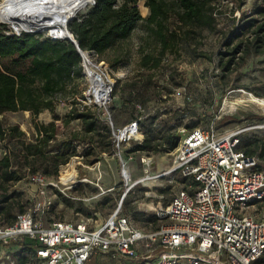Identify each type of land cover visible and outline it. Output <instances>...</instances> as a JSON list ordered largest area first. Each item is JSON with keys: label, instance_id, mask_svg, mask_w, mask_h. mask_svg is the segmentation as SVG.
<instances>
[{"label": "rangeland", "instance_id": "1", "mask_svg": "<svg viewBox=\"0 0 264 264\" xmlns=\"http://www.w3.org/2000/svg\"><path fill=\"white\" fill-rule=\"evenodd\" d=\"M260 1L216 0L219 10L214 15V29L193 28L187 34L186 41L180 42L175 50L168 49L160 55L159 42L153 34H148L144 24L149 9L144 6V0H139L137 7L142 19L129 35L125 39L115 41L104 52H95V57L107 64L111 70V78L116 80L120 77L108 105L113 126L121 127L127 123L137 114L135 103H140L143 108L140 117L142 125L145 127L150 118L154 117L153 137L166 133L179 138L181 128H205L210 125L219 133L247 128L241 135L242 148L253 149V155L259 157L261 167L264 168V156H259V146L264 143V127L249 128L254 124H264V112L248 102L235 108L227 105L234 103L237 97L248 94L258 97L256 92L264 97V54H256L252 48L247 54L245 50L239 51L229 71L224 68L226 53L236 42L242 41L246 44L250 39L252 41L251 31L239 30V27L251 16L260 18L253 8ZM89 2L74 12L75 17L86 12ZM46 31L47 29L38 32V36L41 39L49 37V30ZM7 33L14 31L8 30ZM60 40L65 39L62 37ZM199 52H204L207 56H199ZM145 53H151L155 57L154 60L144 63L142 56ZM155 59L158 61L152 66ZM28 63L29 59L20 60L15 56L3 60V64L11 71H23ZM33 88L39 89V83L35 82ZM87 88L84 77H76L65 92L53 97V111L43 109L35 116L28 110L6 111L0 114L1 126L6 129L16 125L18 130L23 132L21 139L32 142L35 136L34 125L52 121L55 114L58 118L55 121L58 132L46 149L48 153H54L58 150L56 145L68 139L73 131L81 132L79 121L74 120L67 125H62L60 121L73 101L83 104L82 99ZM99 119L102 126L108 127L101 114ZM144 127L142 133L145 131ZM16 142V139H0V148L14 150L17 148ZM135 145L137 143L132 141L121 147L131 180L127 183L129 190L119 203L126 185L120 175L118 160L113 155L109 133L105 136V131L99 128L92 134L91 142L72 141L74 155L69 158L67 164L58 167L56 177L44 176L48 183L54 185L47 187L51 204L44 219V226L53 219L76 221L92 218L95 223H101L120 204V212L128 216L133 227L142 232L152 230L156 225L155 210L166 205L181 191L185 180L179 174L173 177L165 175L157 179L139 181L131 186L132 182L145 175V166L140 160L142 155L151 157L155 164V167L146 170L149 174L169 167L173 157L172 151L157 155L133 152ZM71 167L74 168V173L70 176L73 181L71 184H68L67 180L63 181L66 186L62 185L60 181L66 179ZM34 174L43 176L41 169H37L35 173L26 172L24 178L8 184L6 194L10 195V198L6 204L11 217L29 210V194L36 187L32 179ZM255 209L256 205L251 207L249 212ZM262 212L264 209L258 207L253 214L259 218ZM3 222L0 218V227ZM15 242L13 240V243ZM13 243H0V263L20 264L19 258L24 257L25 264H37L35 258L32 259L28 253L21 252ZM99 259L100 262L96 261L94 264H153L152 259L145 261L140 258H110L102 255ZM260 264H264V257Z\"/></svg>", "mask_w": 264, "mask_h": 264}, {"label": "built area", "instance_id": "2", "mask_svg": "<svg viewBox=\"0 0 264 264\" xmlns=\"http://www.w3.org/2000/svg\"><path fill=\"white\" fill-rule=\"evenodd\" d=\"M77 53L81 75L88 84L83 105L100 113L110 130L113 155L126 185L121 203L131 180L121 147L132 141L141 144V118L113 126L108 105L120 77L112 79L111 70L95 57L94 51ZM135 108L142 110L139 103ZM262 127L264 124L249 128ZM246 129L221 133L212 125L179 129L171 165L151 174L144 170L145 175L136 180L175 174L185 180L181 191L155 210L162 223L154 231L142 232L133 227L121 214L120 204L101 223L92 218L53 219L44 226L51 204L47 187L54 185L34 174L36 187L29 194L30 208L16 214L11 225L0 227V243L23 238L35 241L33 258L37 264H85L97 254L152 259L153 264H253L264 255V212L259 218L253 214L258 207L264 209V168L258 156L239 148ZM9 150L0 148V158ZM140 160L147 169L153 166L149 156L142 155ZM255 205L256 209L249 212Z\"/></svg>", "mask_w": 264, "mask_h": 264}, {"label": "trees", "instance_id": "3", "mask_svg": "<svg viewBox=\"0 0 264 264\" xmlns=\"http://www.w3.org/2000/svg\"><path fill=\"white\" fill-rule=\"evenodd\" d=\"M138 1L95 0L84 14H79L78 17H74L68 22L67 30L77 41L81 50L100 54L110 48L115 41L125 39L137 22L142 19L137 7ZM215 1L144 0V6L149 9L144 24L148 34H153L159 42L160 55L168 49L175 50L180 42L187 40V34L193 28L214 29L216 25L214 15L219 10ZM253 8L260 18L251 16L244 20L239 27V30L248 29L251 31L252 41L250 39L246 44L238 41L229 49L226 53L227 61L224 63L226 71H229V67L234 64L239 51L245 50V54H247L252 48L256 54H264V39H262L264 37V0L254 5ZM74 15L76 16V14ZM8 30L12 31L8 24L0 23V114L6 111L28 110L35 116L43 109L53 111V97L65 92L74 78L82 77L80 57L75 46L68 40H52L47 36L41 39L38 36L39 33L19 31L21 33L16 35L7 33ZM12 56L20 60L29 59L26 69L11 71L3 64V60ZM199 56L206 57L207 55L204 52H199ZM142 58L144 63H147L151 59L154 60L155 57L151 53H145ZM157 61L158 59H155L152 66H155ZM35 82L39 83L37 90L33 88ZM256 95L264 98L259 96L258 92ZM136 111L137 114L132 118L142 116V110ZM99 114L90 106L73 101L60 123L67 125L71 121L77 120L81 124V132L73 131L68 139H64L56 145L58 150L54 153H48L46 149L49 142L56 138L58 132L55 122L58 118L55 114H53L52 121L34 125L35 136L32 142L21 139L23 132L18 130L16 125L8 126L5 129L0 123V139L17 140V148L10 149L7 155L0 158V218L4 220L3 226L11 225L16 217V215L13 217L9 215L8 204H6L10 198V195L6 194L9 183L21 180L25 177L26 172L35 173L37 169H41L43 176L56 177L58 167L67 164L69 158L74 155L72 141L91 142L92 134L99 128L105 131V136L106 133L107 135L109 133L111 140L110 130L106 125H101ZM153 118H150V122L145 127L140 119V131L142 133V127L145 128V131L142 133L141 144L135 145L132 148L133 152L157 155L171 152L176 147L178 140L176 136L173 137L166 133L159 137L152 136ZM192 128L195 127L189 129ZM239 148L248 155L254 154L253 149L242 148V137ZM259 148V156H264V143ZM154 220L156 225L150 231L156 230L162 223L156 214H154ZM13 244L21 252L28 253L29 257L33 259L35 241L23 238L19 241L16 240ZM262 257L264 255L253 264H260ZM19 262L25 264L26 259L20 257Z\"/></svg>", "mask_w": 264, "mask_h": 264}, {"label": "bare ground", "instance_id": "4", "mask_svg": "<svg viewBox=\"0 0 264 264\" xmlns=\"http://www.w3.org/2000/svg\"><path fill=\"white\" fill-rule=\"evenodd\" d=\"M89 1L90 0H2L0 4V19L5 21L6 24H10L8 25L11 27L12 31H14V34L24 30L32 31L39 29L38 32H40L47 29V31L55 30V32L51 33L52 38L60 39L63 37V39L67 40L66 36L71 37V34H69L67 30L68 23H66L65 27V19L69 16L72 17L74 12ZM65 29L67 32H65ZM20 33L21 32L18 34ZM245 102L256 106L259 110L264 112V98L256 97L252 94H248L244 97H237L234 103L230 102L227 105L228 107L233 106V108H235L240 107ZM164 165H166V163H164ZM145 170H147L146 165ZM125 171L128 173V168ZM68 173L69 175L66 179L60 181L62 185H65L63 181H73V177L70 176L74 173V168L71 167ZM136 183V181L132 182L131 186ZM63 189H65V187H63Z\"/></svg>", "mask_w": 264, "mask_h": 264}, {"label": "water", "instance_id": "5", "mask_svg": "<svg viewBox=\"0 0 264 264\" xmlns=\"http://www.w3.org/2000/svg\"><path fill=\"white\" fill-rule=\"evenodd\" d=\"M94 1L95 0H91L90 2H89V5L90 4H94ZM75 17V15H73L72 17H70L68 20H66L65 21V27H66V23H68V22H70L73 18ZM0 23H4V24H6L5 23V21H2V20H0ZM43 28V27H42ZM41 28V29H42ZM39 30V29H38ZM38 30H24L23 32H25V33H38ZM52 32H55V30H49V38L50 39H52V40H58V39H56V38H52V36H51V33ZM65 32H67L66 31V29H65ZM18 34V33H17ZM16 34V35H17ZM66 39L69 41V42H71L74 46H75V48H76V50H78V51H80L81 49L79 48V46H78V43H77V41L74 39V37L72 36V34H71V37H67L66 36Z\"/></svg>", "mask_w": 264, "mask_h": 264}, {"label": "crops", "instance_id": "6", "mask_svg": "<svg viewBox=\"0 0 264 264\" xmlns=\"http://www.w3.org/2000/svg\"><path fill=\"white\" fill-rule=\"evenodd\" d=\"M152 167H155V164L153 163V166ZM129 169V168H128ZM162 169H159V170H157V172H159V171H161ZM164 170V169H163ZM71 184L72 182H68V184ZM107 189H109V188H107ZM111 189V188H110ZM112 190V189H111ZM110 190V191H111ZM107 192H109V191H107ZM106 256V257H110V256H108V255H106V254H97V255H95V256H93V257H91L85 264H94L96 261H98V262H100V259H99V256ZM111 258V257H110Z\"/></svg>", "mask_w": 264, "mask_h": 264}]
</instances>
